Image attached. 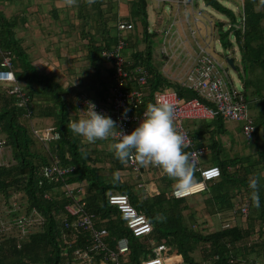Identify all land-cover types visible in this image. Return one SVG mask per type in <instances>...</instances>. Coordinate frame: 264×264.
<instances>
[{
    "label": "trees",
    "instance_id": "trees-1",
    "mask_svg": "<svg viewBox=\"0 0 264 264\" xmlns=\"http://www.w3.org/2000/svg\"><path fill=\"white\" fill-rule=\"evenodd\" d=\"M193 1L198 7V0H192V4ZM201 1L204 8L223 15L228 20V23L216 20L214 33L221 48L230 51L231 55L232 37L242 67L241 90L244 102L255 99L259 93L264 92V0H235L231 2L234 10L223 6L217 0ZM108 3L110 4V0H96L89 6L85 0H78L77 6L73 7L75 13L80 16L79 19H82V24L79 25L81 36L87 40L84 56L92 66H95L96 62L104 61L101 52L112 48L121 37L118 33L113 38L110 36L112 28L116 29V25L110 26L108 13L102 12L107 9ZM165 3L167 2L159 4L160 12ZM202 10L203 14L208 15ZM159 11H156L154 30L148 32L146 1L134 0L130 11L132 20L128 22L131 30L125 32L133 34L134 40L129 39L127 47L130 45L137 49L131 55L126 70L133 72L141 68L146 71V96L139 110H145L146 105L152 103L151 95L154 92L165 89L174 91L181 99L197 98L205 103L192 90L166 80L150 63L152 48L149 39L158 33L162 34L157 31L162 22ZM15 23L14 14L12 17H6L4 12L0 11V50L10 52L11 70L15 77V84L12 86L0 84V145L9 150L11 157L8 165H0V197L5 203L9 201L8 211L14 200L24 207L21 212H9V218H17L21 213L30 215L35 212L41 224L28 233L24 240H16L12 234H0V264H75L71 260L72 251L85 248L86 235L74 234L70 228H65L63 221L59 219V216L65 214L63 207L71 203V200L64 196L62 189L71 185L84 187L85 211L92 215L94 228L106 230L107 242L113 244L111 239H127L129 264H140L141 261L152 257L151 247L160 244L179 254L184 264H252L264 260V187L260 190L258 209L252 206L248 188V178L251 174L260 173L264 176V151L244 156L240 162L231 160L229 165L228 162L220 164L217 166L218 178L206 183L205 191L208 190L209 200L217 211L229 212L234 197L247 205L245 227H220L207 234L196 231L194 227L197 225H191L182 215V199L174 200L159 193L142 200L134 196L128 187L114 182L107 183L101 179V169L96 168L95 163L98 157L103 155L102 151L97 150L102 141L92 143L95 147L89 149V145L83 144L80 136L72 133L68 126L70 122L78 120L76 107L73 108L63 98V90L56 79L39 70L29 60L30 55L26 54L14 38ZM123 38L127 43V37ZM135 43L143 44L144 48L138 50ZM234 68L238 73V68ZM258 70H261L262 74L256 75ZM258 78L261 80L259 85ZM14 87L25 96L22 104H18L17 94L8 93ZM45 121L59 137L43 144L34 137L32 130L43 128ZM252 122L254 134L251 140H254L262 118H256ZM110 139L118 142L112 137ZM92 153L95 155L94 159L91 158ZM109 158L113 168L122 171V163L112 153ZM55 162L60 168L70 170L60 177L56 173L44 177L43 168H50ZM228 168L231 171H228ZM195 176L199 181L197 173ZM109 194L127 196L134 209L147 219L151 231L145 238L142 237L143 241L130 236L125 230L117 211L107 204L106 198ZM44 195H47L48 199L44 198ZM70 220L72 219L68 217L67 222ZM197 249L201 251L198 261L193 256ZM229 259L232 260L231 263L228 262Z\"/></svg>",
    "mask_w": 264,
    "mask_h": 264
},
{
    "label": "built area",
    "instance_id": "built-area-1",
    "mask_svg": "<svg viewBox=\"0 0 264 264\" xmlns=\"http://www.w3.org/2000/svg\"><path fill=\"white\" fill-rule=\"evenodd\" d=\"M167 2V1H165ZM174 4L181 7L183 10L184 23L187 26L190 37L194 40V31L199 35L198 29L191 30L187 20V14L190 15L193 24L202 23L203 12L200 9L192 10V0H174ZM190 7L188 13L186 7ZM180 24V23H179ZM229 28V25L227 26ZM131 30V25L125 22L116 23V31L125 33ZM177 33V29H174ZM164 32V36L169 35V32ZM208 36L204 33V38ZM179 39V38H177ZM179 41L180 47L183 48V42ZM185 41V39H184ZM125 47L124 38L121 36L117 39L115 45L101 52V57L104 62L108 63L112 70V88L110 97L107 99L108 105H100L91 102L84 95H79L73 102L80 116H86V107L89 102L96 107L95 110L99 113L110 116L117 122V131L112 136L119 142V131L128 134L129 127L132 124H137L143 118L145 110L140 111L139 108L143 103V98L146 96L143 91L146 84V71L137 68L133 72L126 70L128 60L121 54ZM190 59L187 64L186 72L184 73L182 85L192 90L196 95L205 101L201 102L197 98L181 99L172 90H161L154 92L151 95L152 103L157 101L171 102L175 105L174 125L176 129L184 134L186 142L190 143L189 151L197 152L199 156L202 150L194 148L183 123L185 121H209L219 118L224 121L240 122V131L245 141H250L254 134V126L252 120L248 116L246 103L242 96V90L236 89L227 81L226 72L222 70V63L216 60L209 52L208 43L203 47L196 44V51L192 55L187 54V59ZM11 64V54L7 50H0V84L12 86L15 80L10 78L13 76ZM135 84L132 86L131 84ZM131 86H130V85ZM9 94H17L18 104H22L25 96L20 90L14 89L8 91ZM126 112V118L123 114ZM32 133L43 144L52 140L58 139V134L51 127H43L33 129ZM1 149V145H0ZM1 165V164H0ZM133 173L138 172V165L134 160L127 163ZM70 169L60 168L56 162L50 168H43L44 177H50L52 173L61 176L67 173ZM199 177L198 183L188 192L178 193L175 188L169 193V198L174 200L184 199L195 194H199L206 188V183L215 180L219 176V170L216 166L201 168L198 164ZM51 179V178H49ZM56 180L57 178H53ZM64 196L71 200V203L65 205L63 210L65 214L59 216V219L64 223L65 228H70L74 234H85V248L83 250L74 249L72 251L71 260L75 264H128L126 257L129 253L128 242L126 238L111 239L113 244L107 242V232L103 228L96 229L93 226L92 215L86 213L85 203L83 201V190L81 186L71 185L64 186L62 189ZM44 198L48 199L47 195ZM107 204L114 208L120 216L125 230L134 238L147 236L151 231V226L147 219L138 213L129 203L127 196L122 194H109L107 196ZM23 206L15 201L11 202V207L7 211H22ZM233 215H238L245 219L248 214L247 205L237 200V203L232 210ZM68 217L72 220L67 222ZM0 234H12L16 240H24L28 233L38 228L41 224L40 219L32 212L30 215L21 213L17 218H10L6 223L0 221ZM227 226L226 224L224 225ZM152 257L143 260L140 264H184L179 254L171 250L163 244L151 247ZM232 262L231 259L228 260ZM42 264V263H28ZM252 264H264L254 262Z\"/></svg>",
    "mask_w": 264,
    "mask_h": 264
},
{
    "label": "crops",
    "instance_id": "crops-1",
    "mask_svg": "<svg viewBox=\"0 0 264 264\" xmlns=\"http://www.w3.org/2000/svg\"><path fill=\"white\" fill-rule=\"evenodd\" d=\"M166 1L167 3L165 4L171 5V7L176 10L175 17L177 19H173V22L177 21L182 24V22L180 21L181 17L178 16L180 13V9L181 13L183 14L182 8L174 4V0ZM5 3H7L9 7L6 6ZM16 3L20 6L19 0H16ZM16 3H14V20L16 21V26L14 28V38L21 44L25 42L35 43L34 48H29L28 50H26V54L29 55L32 52L35 56V58L31 60L32 64L39 70H42L44 73H47L49 76H52L54 79H56L61 89L63 90V98L68 103H70L73 108H75L73 102L79 95H84L95 104L108 105L107 99L110 97L113 84L111 67L108 63L102 60L100 62H96L95 66H92L86 60L84 56V45L87 40L86 38L81 36V28L79 27V25L82 24V19H79L80 16L75 13V9L73 7L70 8L65 6L63 4V0H46L45 2L28 0L27 4L22 3L24 10L27 9L29 14L34 13L35 16L31 19H28V21L26 22L24 11L21 12V9L15 8ZM133 3L134 0H110V4L108 3L107 9L104 11L102 10L103 13H108L107 20L109 22V25L113 27L118 22H131L132 19L130 16V11ZM160 3H162L161 0L160 2L156 3V5L150 6L155 18L157 14L156 11H159ZM3 5L7 8L5 12L7 11L9 13L10 10H13V5L10 4V1L7 2L6 0H4ZM101 7L104 8L105 6ZM147 8L148 7L146 3V14ZM189 9H191L189 6L186 7L187 13ZM193 9L201 10L199 6L197 7L194 4V1L192 4V10ZM231 9H234V7L232 6ZM5 12L4 15L8 17L9 14ZM89 14H91V11L89 12ZM160 16H162L161 12ZM203 18L204 20H202V23H200V25L205 26L211 23L210 21H206L207 16L205 15V13L203 15ZM148 20L149 18L147 15V23ZM167 28L168 26L162 28V34L164 31H166ZM36 30L39 32H37ZM117 33L118 36L120 35L122 37H127V43H125V52L123 56L129 62L131 55L137 50L136 47H130V45L129 47H127L129 44V39H131V41H134L132 39L133 34L119 33L116 31V29L112 28L110 36L113 38L117 35ZM179 33L180 32L177 31V33H169V35H167V38L163 37L165 40L162 41V45L158 52L153 53L151 50L150 63L152 67L166 80L179 83L181 86L185 87V85H182V82L184 73L187 69L186 66L190 61L189 58L187 59V54L192 55L193 52H187L184 48L179 46L178 40L181 39V33ZM26 34L27 37H25ZM175 40L176 46L174 45ZM136 45L139 48L138 50H142L144 48L141 43H137ZM27 51L30 53H28ZM230 57H232V60L235 61V57H233V55H231ZM155 59L160 60L157 67L154 64ZM237 61L239 62V54ZM221 63L223 66L222 61ZM226 69L227 67L226 65H224V68L222 67V70L226 72ZM241 69L242 67L240 65L238 71V74L240 73V75H238L237 79L240 87H242L241 77L243 76L241 75ZM258 71L256 75L262 74L261 70L259 72ZM226 77L227 81L232 85V82L228 78L227 74ZM260 81L261 80L258 78V85L260 84ZM251 89L252 88L250 87V90ZM143 91L145 90L143 89ZM257 98L258 97H256L255 99H250V101L248 102H252L254 106H257V103L258 105H261L262 101L257 100ZM75 110V113H77V119L84 117L79 115L77 109ZM262 112L263 111H261L260 113ZM259 117V115L256 116L257 119ZM224 122V120L215 118L214 120L209 121H185L183 123L184 128L186 129L190 139L192 140L193 147L202 150V153L198 159V164L201 168L209 166L217 167L220 164H227V162L229 165V161L235 160L240 162L244 157L242 153V146L236 143L235 131L232 130L230 126L225 125ZM263 122L264 120H262L260 126L262 125L261 128L264 129ZM139 123L140 122L129 127L128 134H130L139 125ZM43 125H45V127H49V123H46V121ZM239 132L241 133L240 127ZM81 139L83 144L89 145V149H94L95 144L87 143L82 137ZM112 143L115 142L111 141V139L109 138L108 140H103L102 142H100L97 148V150L102 151L103 155L98 157L97 162L95 163V167L101 169L99 170V174L104 182H113V174L118 172L122 182L116 183L128 187L130 190H132V194L139 199H148L150 198V196H153V194L157 195L159 193H162L166 197H169L170 191L175 188L174 181L163 174L162 171L157 167L138 166V172L133 173L127 164H122V171H116L113 168V165L110 163L111 158H109V154L111 153L114 156V152L110 148V145ZM91 158H95L94 153H92ZM117 164H119V162ZM105 168H107L106 174H104V171L102 170ZM227 170L231 171V169L229 168ZM77 186H81L83 193L85 192L82 185ZM138 190L142 191L143 193H138ZM187 199V201L182 199L180 203V207H184L182 215H184L185 219L189 221L191 225H197L200 228L209 227V221L210 223H212V221L208 218L209 215H221L228 213L232 214V210H234V206L237 203V198H232V208L229 212L227 211L225 213L217 211L215 205L210 202L208 190H204L203 192L190 196L189 198L187 197ZM145 237L146 236H144L143 238ZM143 238H138V240L143 241ZM126 259L129 264V253Z\"/></svg>",
    "mask_w": 264,
    "mask_h": 264
},
{
    "label": "clouds",
    "instance_id": "clouds-1",
    "mask_svg": "<svg viewBox=\"0 0 264 264\" xmlns=\"http://www.w3.org/2000/svg\"><path fill=\"white\" fill-rule=\"evenodd\" d=\"M95 2L96 0H85L89 6ZM63 4L71 8L77 6L78 0H63ZM10 78L15 79L11 74ZM89 105L90 107L85 109L86 116L70 122L68 127L74 135L82 137L87 143L108 140L116 134L117 122L110 116L97 112L93 103L89 102L87 106ZM126 112L127 110L123 114L125 118ZM174 112L175 105L171 102L148 103L139 125L130 134L119 131V142L112 143L110 148L115 158L122 164L134 160L140 167L159 168L174 181L175 190L182 193L188 192L198 183L195 173L198 171L199 154L185 151L190 148V143L186 142L184 134L176 129ZM113 182H122L118 172L113 174ZM262 187L264 176L260 173L251 174L248 178L249 198L252 206L257 209L260 207ZM230 224L226 221L220 227H231Z\"/></svg>",
    "mask_w": 264,
    "mask_h": 264
},
{
    "label": "rangeland",
    "instance_id": "rangeland-1",
    "mask_svg": "<svg viewBox=\"0 0 264 264\" xmlns=\"http://www.w3.org/2000/svg\"><path fill=\"white\" fill-rule=\"evenodd\" d=\"M28 0H19L20 6L19 4L16 3V0L14 2V0L10 2L11 5H13V10H10L9 13L5 10H7L6 6H8L7 3H5L6 6H4V0H0V11L1 12H5L8 13L9 16L8 17H12V14H14V3H16L15 8L17 9H21L26 17V22L28 21V19H31L32 17H34V13H28V10H24V7L22 5V3L27 4ZM33 1V0H32ZM35 1V0H34ZM37 2H45L46 0H36ZM147 3V15H148V32H151L152 30H154V24H155V16L154 13L151 11V7L150 6H154L156 5V3L160 2V0H145ZM158 1V2H156ZM162 3H164L166 0H161ZM219 1L223 6H227L228 8L232 7L231 2H234L235 0H217ZM198 6L201 9H204L208 15L207 16V20L206 21H210L211 23H209V25H205L202 26L198 23L193 24V22L191 21V17L190 15L187 16V20H188V24L190 26L191 30H195V29H199V35L194 31V35L193 38L194 40L190 37L189 31L187 29L186 24L184 23V18L182 16L181 13V9H180V13H179V17H181L180 21L182 22V24H179V22L175 21L173 22V19H177L175 17L176 15V10H174L171 5L166 4L164 7L161 8V18H162V22L160 23L159 27L157 28V31L162 32V28H165L166 26H168V28L166 29V31L164 32H169L170 34L174 32V29L176 28L178 32H180V37H181V41L183 42V48L187 51V52H195L196 51V44L203 47L204 44L208 43L209 46V52L211 53V55L218 60L219 62H223V68H224V58L226 56H231V52L224 50L221 48L219 41L217 39V35L214 33L215 28H214V23L216 22V20L228 23V20L226 19L225 16L220 15L214 11H210L208 8H204V6L202 5L201 1H198ZM2 7V9H1ZM9 7V6H8ZM10 9V8H9ZM153 10V9H152ZM234 10V9H232ZM154 11V10H153ZM11 12V13H10ZM20 12V13H21ZM171 17V18H170ZM225 29V27H224ZM37 31V30H36ZM33 32V31H32ZM39 32V31H37ZM164 32L163 34H158L154 37H151L149 40V45L152 48V52H158V50L160 49L161 45H162V41L165 40L163 37L167 38V36H164ZM204 32L208 36L207 39H202L204 38ZM166 33V34H167ZM211 33V34H210ZM28 34V33H27ZM27 34L25 37H27ZM185 38V41H184ZM23 39V38H22ZM230 41L232 42L233 45V57H235V61H234V65L238 68L239 70V62L238 60V54H237V49L235 48V44L232 41V37L230 38ZM23 43V41H22ZM19 44L21 45V48L26 51L29 48H34V44L33 42L30 43H23L21 44L19 42ZM143 45V44H142ZM174 45L176 46V40ZM178 45V44H177ZM180 46V45H179ZM178 46V47H179ZM27 48V49H26ZM28 52V51H27ZM124 49L121 51V54H124ZM30 53V52H28ZM29 57V60H33L35 58L34 54L31 52ZM181 55V54H180ZM160 62L159 59H155L154 60V64L156 65V67L158 66V63ZM160 65V64H159ZM226 74L228 76V78L230 79V81L232 82V85L238 90L241 87L239 86V82H238V73L236 71H232L230 68L226 69ZM257 100H261L262 104L257 106H254L252 104V102H247V113L248 116L252 119L255 120L256 116L259 115L262 120H264V97H263V93H259V96L257 98ZM262 106V109H261ZM259 110V111H258ZM263 111L262 113H260L261 111ZM225 125L230 126L232 128V130L235 131V135H236V143L238 145L242 146V150H243V155L244 156H249L253 153H259L261 151H264V129L261 128V126L259 127V130L257 131L256 135H255V139L251 140V142L247 143L245 141V139L243 138L242 134L239 132V127L241 125L240 122H229V121H225L224 122ZM47 126V125H46ZM42 127H45V125H43ZM131 127V126H130ZM263 127H264V122H263ZM11 157H10V152L9 150L4 147L1 146L0 149V164L1 165H8L10 163ZM104 171V174H106L107 172V168L102 169ZM138 193H143L142 191L138 190ZM13 198V197H12ZM14 198H16V196H14ZM189 198V197H188ZM184 200H188L187 198H184ZM16 203L17 201L14 200ZM8 204L9 201L7 203H5L2 198L0 197V221H2L3 223H6L10 220L9 216L7 215V211H8ZM24 207H22L21 209H23ZM208 218L212 221V223H210V221L208 222V226L207 228H200L199 226H195V230L200 232V233H211L214 232L215 230L219 229L221 224L224 222H229L232 224V226H241V227H245L246 221L242 220L240 216L238 215H233V214H221V215H209ZM1 223V222H0ZM230 224V226H231ZM256 229V228H255ZM1 238V236H0ZM201 251L199 249H197V251L193 254L194 259L196 261H198L201 257Z\"/></svg>",
    "mask_w": 264,
    "mask_h": 264
},
{
    "label": "water",
    "instance_id": "water-1",
    "mask_svg": "<svg viewBox=\"0 0 264 264\" xmlns=\"http://www.w3.org/2000/svg\"><path fill=\"white\" fill-rule=\"evenodd\" d=\"M225 59V63L227 65L228 68H230L233 72L235 71L234 65H233V60L232 58H229L228 56L224 58Z\"/></svg>",
    "mask_w": 264,
    "mask_h": 264
}]
</instances>
